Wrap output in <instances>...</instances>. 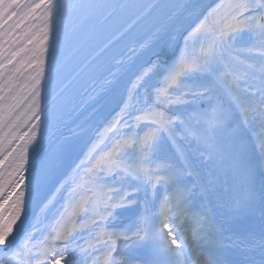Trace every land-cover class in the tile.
I'll return each mask as SVG.
<instances>
[{"label": "snow or ice", "instance_id": "obj_1", "mask_svg": "<svg viewBox=\"0 0 264 264\" xmlns=\"http://www.w3.org/2000/svg\"><path fill=\"white\" fill-rule=\"evenodd\" d=\"M0 264H264V0H0Z\"/></svg>", "mask_w": 264, "mask_h": 264}]
</instances>
